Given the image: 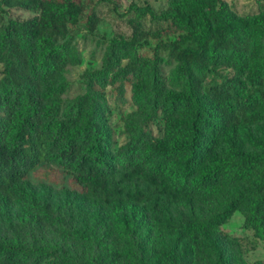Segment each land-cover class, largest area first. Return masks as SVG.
Returning <instances> with one entry per match:
<instances>
[{"label":"trees","instance_id":"obj_1","mask_svg":"<svg viewBox=\"0 0 264 264\" xmlns=\"http://www.w3.org/2000/svg\"><path fill=\"white\" fill-rule=\"evenodd\" d=\"M132 6L135 11H150L147 5ZM3 7L33 13L0 20V194L13 196L14 185L31 168L54 160L70 170L85 192L106 198L113 169L105 154L104 109L96 99L94 81L100 85L104 79L113 82L112 75L102 70L87 73L86 91L62 111L38 95L43 79L76 62L67 35L68 25L82 13L81 2L0 0ZM161 15L168 18V26L184 31L156 44L178 65V88L166 86L156 55L135 51L136 42L147 35L138 17L130 21L128 38L110 43L115 53L127 58L124 69L132 71L143 65L153 71L152 84L140 94L139 112L128 113L133 119L119 158L118 178L146 180L150 194L125 190L124 195L153 206L162 197L201 200L209 216L182 227L196 252L200 250L199 234L218 226L235 209L243 211V225L264 240V179L260 178L264 145L255 154L231 150L210 159L224 132L234 133L236 126L264 118V12L248 21L230 13L222 0H169ZM98 19L94 11L87 13V28L92 30ZM219 66L231 68L232 73L222 74ZM209 71L214 75L207 79ZM251 85L255 89H249ZM156 112L163 117L165 143L154 149L147 143L141 122ZM244 182L253 185L224 197L223 190ZM94 240L105 264H117L122 255L128 256V264H136L132 254L121 250L113 237ZM46 250L0 238V264H38L48 255ZM64 250L55 247L56 258L65 259L55 258L54 263L69 264ZM164 255L173 264H185L175 245ZM76 264L97 263L84 258Z\"/></svg>","mask_w":264,"mask_h":264},{"label":"rangeland","instance_id":"obj_2","mask_svg":"<svg viewBox=\"0 0 264 264\" xmlns=\"http://www.w3.org/2000/svg\"><path fill=\"white\" fill-rule=\"evenodd\" d=\"M83 6L78 20L68 25L70 53L76 62L67 63L54 75L43 79L38 88L39 98L62 111L86 91L87 73L97 70L112 75L113 82L104 79L103 85L94 81L96 99L103 110L106 138L105 154L112 164L109 192L100 198L85 192L74 181L70 170L54 160L37 163L14 185V195L0 194V238H12L30 249H47L48 255L38 264H56L54 249L61 246L69 264L89 258L105 264L95 238L113 237L121 250L130 252L136 264H173L164 252L175 245V252L185 264H264V240L255 237L243 225V211L235 209L218 226L199 234L196 252L183 232V225L209 216V209L198 198L162 197L158 204L143 203L124 195L125 190H144L150 194L146 180H119V158L123 153L130 128L132 110L138 111L141 92L152 84V68L139 65L128 71L123 65L127 58L115 53L110 43L128 38L130 21L141 20L147 35L138 40L135 51L140 55L157 57V66L166 86L178 88L180 70L176 62L167 58L158 41L175 38L182 29L168 26L162 11L169 0H79ZM230 13L253 20L264 12V0H222ZM132 5H147L149 12L135 11ZM94 11L98 21L92 30L86 26L87 13ZM33 13L16 7L0 8V20L7 16L26 17ZM0 63V75H1ZM222 74L232 69L219 66ZM214 75L209 71L207 79ZM109 77V76H108ZM120 85L122 91H119ZM255 85L248 86L255 89ZM138 114V113H137ZM136 114V115H137ZM135 115V116H136ZM133 116V117H135ZM147 143L157 149L165 143L163 117L159 112L141 122ZM264 145V118L236 126L234 133L224 132L218 141L212 161L234 150L245 154L260 152ZM264 179V173L260 175ZM253 182L237 183L223 190L224 197ZM115 186L119 189L116 190ZM90 243V244H88ZM90 245V246H88ZM68 252V253H67ZM122 255L117 264H128ZM59 261L64 257L56 258Z\"/></svg>","mask_w":264,"mask_h":264}]
</instances>
